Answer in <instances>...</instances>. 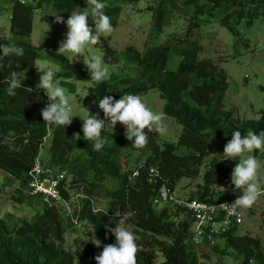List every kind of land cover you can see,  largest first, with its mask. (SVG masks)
Segmentation results:
<instances>
[{"label": "trees", "instance_id": "trees-1", "mask_svg": "<svg viewBox=\"0 0 264 264\" xmlns=\"http://www.w3.org/2000/svg\"><path fill=\"white\" fill-rule=\"evenodd\" d=\"M9 1L13 37L7 40L0 35V45L15 44L23 48V56L20 57L4 56L0 52V65L3 66L0 68V171L20 186L12 199L19 204L34 201L27 188L29 174L51 127L44 123L41 115V110L49 102L48 97L41 90L30 87L29 82L20 75L22 70L27 69L31 82L38 84L35 61L42 57L49 59L62 68L61 74L55 73V80L77 77L92 83L94 86L89 89V94L98 103L106 95L118 101L125 94L141 95L157 90L165 100L166 113L183 125L177 145L160 144L158 133L153 130L148 133V143L143 149L132 147V142L125 136L114 137L111 142H105L102 150L95 151L92 142L71 137L69 126L54 125L47 165L65 170L70 166L71 154L74 152L79 153L81 160L90 162L85 170L91 181L75 179L68 189L63 184L61 191L65 200H71L73 189H78L80 192L77 193L93 200L100 197L109 200L107 210L94 213L93 203L85 200L79 211L81 221L93 226L94 238L99 242L104 245L115 244V237L108 229L116 226L120 216L133 212L134 216L128 223L132 225L130 230L140 249L137 264H155L158 252L164 257L162 264H201L192 243L191 217L172 204H154V198L164 183L174 189L182 179L199 177L205 160L211 155L212 141L220 140L226 145L234 131H240L242 137L250 130L257 135L264 132V109L259 120H241L236 118L233 109L226 108V73L212 60L198 59L197 41L187 40L185 46H180L177 53L183 59L175 70L168 69L172 52L168 44L150 46L144 52L130 46L119 53L103 41L105 59L115 64L124 60L127 66H134L135 75L122 76L115 81L106 78L99 83L91 81L84 65L71 63L55 48L45 53L38 51L30 43L34 7L23 0ZM44 1L50 2L57 12L88 7L87 0ZM139 1L98 0L104 4V14L110 17L113 25H116L114 18L119 17L125 6ZM154 1V24L159 29L163 28L167 8L175 3L192 9L195 15H216L220 12L221 25L235 34H239L238 24L242 18L264 16V0ZM13 71L22 85L15 97L7 94L8 84L3 82ZM106 137L102 131L105 141ZM180 147L192 153L180 156L176 153ZM131 153H138L140 159L135 161V166L128 173L126 169ZM150 169L159 171L156 184L151 182L155 176L149 173ZM135 170L140 171V176L130 179ZM230 174L231 169L226 160L211 159L203 174L204 183L197 187L196 198L209 203L236 200L238 197L229 192ZM104 176L115 181L117 188L105 191L102 187ZM214 186L222 190L216 192L212 190ZM35 202L41 205V213L33 222L23 221L10 227L0 213V264H76V257L81 251L74 253L66 247V217L62 208H50L40 200ZM237 232L238 227H234L224 235L222 242L226 248L243 257L240 264H264L263 241L250 235L239 236ZM50 239L59 241V244L48 243ZM216 247L219 248L218 245Z\"/></svg>", "mask_w": 264, "mask_h": 264}, {"label": "rangeland", "instance_id": "rangeland-1", "mask_svg": "<svg viewBox=\"0 0 264 264\" xmlns=\"http://www.w3.org/2000/svg\"><path fill=\"white\" fill-rule=\"evenodd\" d=\"M34 7L33 31L30 37V43L41 53L48 49L55 48L58 52L60 43L66 38L67 27L66 21L72 12L83 10L78 8L71 12H57L50 2L44 0H23ZM172 5V4H171ZM156 6L154 0H140L133 5L125 6L119 17L114 18L116 25L111 22L113 31L110 34H101L99 41L95 45H89L88 48L79 56L71 53H60L64 55L71 63L75 65H84L83 61L97 56L102 61V66L106 69L107 80L115 81L119 77H134L132 65H126L124 60L118 64L109 63L105 59V49L103 41L108 42L119 53L126 50L127 47L133 46L139 51L144 52L148 47L158 44H168L172 48L168 69L175 70L178 68L182 57L177 53L180 46H185L188 41H197L199 50L197 57L200 60H212L222 69L227 76L228 89L225 95V106L228 110L235 111L236 118L241 120H259L261 112L264 109V16L258 18H242L238 24L239 34L231 32L220 23L221 13L216 15L198 14L180 4L169 6L167 14L163 20L162 29L155 26ZM60 14L65 23L58 24L54 22L55 15ZM91 12L89 11L88 26L95 32ZM0 35L10 40L11 33V2L9 0H0ZM180 43V45H179ZM59 53V52H58ZM40 61H46L56 74L62 73V68L58 63L49 59L40 58ZM20 75L29 82L32 89L37 90L38 84L31 82L28 70H22ZM59 86L66 90L73 107V119L69 125L71 137L82 139V125L88 112L90 115H98L100 119H105L103 112L98 107V102L90 97L89 89L94 85L82 78H60ZM43 93L44 91L41 90ZM45 94V93H44ZM46 96V94H45ZM142 101L155 113L164 115L163 123L166 125L164 134L158 133L160 144L172 143L177 145L183 132V125L175 118L168 115L165 111V100L157 90H150L147 93L139 95ZM189 99V96H186ZM107 122V121H106ZM52 125L49 128L48 136L40 151L39 160L46 164L49 159V149L52 143ZM117 130L110 129L107 124L104 131L107 135L106 143L111 142L114 137H125V128L117 123ZM79 135V137H76ZM225 145L220 140L212 141L210 152L211 155L205 160L201 169V175L196 179H182L176 185L175 192L180 197L185 195L196 198L195 194L198 185H203V174L206 165L211 159H226L223 156ZM257 151V152H256ZM176 153L180 156L190 155L192 152L186 148L180 147ZM253 155L261 163L258 172V180L261 189L264 190V150H255L253 153H246L243 158ZM78 152L71 154V163L64 171L67 172L65 188H69L73 180H87L88 177L85 167L89 161H83ZM140 159L138 153H131L128 157V167L126 171L135 166V161ZM231 173L239 163V159L226 160ZM57 169V168H56ZM231 175V174H230ZM80 183V182H79ZM20 186L9 176L0 171V213L1 217L8 223L20 224L23 221H35L41 213V205L35 200L16 203L12 196ZM102 187L105 191H113L117 184L110 177L104 176ZM23 190V189H22ZM214 191H221V187L214 186ZM26 192V191H25ZM78 189L71 191L72 196H77ZM229 192L234 197H239L240 192L235 190L231 184ZM96 208L107 210L109 200L106 197H100L94 200ZM243 213V223L239 226L237 234L239 236L250 235L260 238L264 244V194H262L251 209H241ZM67 213V212H65ZM64 226L67 228L65 235L66 247L76 253L80 250L81 254L76 257V264H96L95 257L103 251L105 246L100 242V247L96 246L97 240L94 238V229L87 221H83L82 227L73 226L65 215ZM219 248H202L194 250L197 252L201 264H240L243 257L232 249L226 248L224 242H220ZM225 251V252H224ZM163 255L158 252V258L155 264H162Z\"/></svg>", "mask_w": 264, "mask_h": 264}, {"label": "clouds", "instance_id": "clouds-1", "mask_svg": "<svg viewBox=\"0 0 264 264\" xmlns=\"http://www.w3.org/2000/svg\"><path fill=\"white\" fill-rule=\"evenodd\" d=\"M87 3V8L72 12L67 19L68 31L66 38L59 45V53L67 52L79 56L89 45L97 44L101 34L107 35L113 31L110 17L104 14V4L98 0H87ZM89 6H91V15L94 17L95 32L88 26ZM53 17L55 23H65L60 14ZM0 52L4 56H23V48L15 44L0 45ZM83 63L91 81L99 83L105 80L108 73L102 66L99 57L93 56L84 60ZM35 65L39 75L36 89L43 90L49 101L46 107L41 110L44 123L47 126L67 127L71 125L74 118L73 107L66 90L59 86L58 80L54 79L56 74L48 67L46 61L37 60ZM2 67L0 65V68ZM3 82L8 84L7 94L11 97H15L17 89L22 87L15 71L11 72ZM98 107L103 112L105 119H100L98 115H90L89 112L84 119H81L83 121V139L92 142L95 151H100L104 147L105 140L102 138V129L106 124L113 131L117 123L121 124L125 128L126 138L132 142V147L136 149H143L147 145L149 132L153 130L160 134L166 132V125L163 123L164 115L153 112L139 95L125 94L118 101L114 100L112 96L106 95L99 101ZM255 150H264V132L257 135L250 130L242 137L240 131H234L232 139L224 147L225 160L239 159V163L231 173V184L235 186V190L240 192V195L231 206L220 205L229 209L230 215H239L237 209H251L258 198L264 194L258 180L260 161L253 155L243 158L246 153L250 154ZM160 192L163 197H167L166 186L162 185ZM133 216V212L123 214L119 217L116 226L108 229L114 235L116 242L103 247V251L95 257L96 264H137V254L140 249L134 233L130 230L132 225L128 223V220ZM48 243L59 244V241L50 239ZM96 246L100 247L98 240Z\"/></svg>", "mask_w": 264, "mask_h": 264}, {"label": "built area", "instance_id": "built-area-1", "mask_svg": "<svg viewBox=\"0 0 264 264\" xmlns=\"http://www.w3.org/2000/svg\"><path fill=\"white\" fill-rule=\"evenodd\" d=\"M149 173L154 174L155 178L151 182L158 183L157 169H150ZM28 191L33 198L42 201L46 206L61 207L63 213L68 217L73 226L82 227L79 211L85 200L93 203V212L103 211V208H96L94 200L85 194L78 193L72 196L71 200H65L62 196L61 187L63 186L67 172L51 167L40 162L39 158L30 171ZM140 176V171L135 170L130 179H136ZM167 189V197L161 195L160 189L154 198V204L164 205L172 204L173 206L186 212L192 220L191 237L193 246L197 249L214 248L223 241V237L234 227H239L243 223V213L237 209L239 215H230L229 209L220 205L226 204L231 206L235 200H226L221 203H209L197 198L185 195L180 197L176 194L175 188L163 184ZM67 212V213H65Z\"/></svg>", "mask_w": 264, "mask_h": 264}, {"label": "crops", "instance_id": "crops-1", "mask_svg": "<svg viewBox=\"0 0 264 264\" xmlns=\"http://www.w3.org/2000/svg\"><path fill=\"white\" fill-rule=\"evenodd\" d=\"M239 228V227H238Z\"/></svg>", "mask_w": 264, "mask_h": 264}]
</instances>
